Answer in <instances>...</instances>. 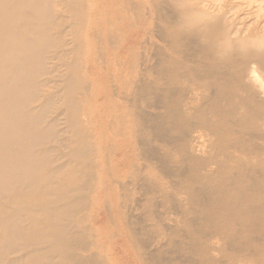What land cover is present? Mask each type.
Instances as JSON below:
<instances>
[{
  "label": "bare ground",
  "instance_id": "6f19581e",
  "mask_svg": "<svg viewBox=\"0 0 264 264\" xmlns=\"http://www.w3.org/2000/svg\"><path fill=\"white\" fill-rule=\"evenodd\" d=\"M163 4L0 0V264H264V0Z\"/></svg>",
  "mask_w": 264,
  "mask_h": 264
},
{
  "label": "rangeland",
  "instance_id": "374dc122",
  "mask_svg": "<svg viewBox=\"0 0 264 264\" xmlns=\"http://www.w3.org/2000/svg\"><path fill=\"white\" fill-rule=\"evenodd\" d=\"M164 4H163V10H162V13L163 14H165V15H168L169 14V6H170V3H171V0H161ZM145 13H147V15L149 16V12H148V10H147V12H145ZM153 22L155 23V27H156V29H158L159 28V26L161 27V25H160V21H159V19H157V18H155L154 17V19H153ZM145 39H147V40H149L150 39V37H146ZM143 51L144 50H141V52L143 53ZM112 242V241H111ZM111 246H113V245H111ZM115 247V246H114ZM116 248V247H115ZM116 250H117V248H116ZM118 251V250H117Z\"/></svg>",
  "mask_w": 264,
  "mask_h": 264
}]
</instances>
